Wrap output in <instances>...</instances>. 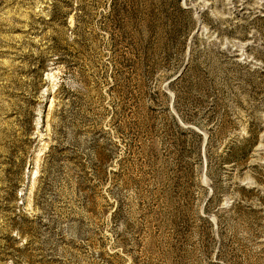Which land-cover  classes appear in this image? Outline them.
I'll return each mask as SVG.
<instances>
[{
  "label": "rangeland",
  "instance_id": "374dc122",
  "mask_svg": "<svg viewBox=\"0 0 264 264\" xmlns=\"http://www.w3.org/2000/svg\"><path fill=\"white\" fill-rule=\"evenodd\" d=\"M133 1L0 0V264H264V0Z\"/></svg>",
  "mask_w": 264,
  "mask_h": 264
},
{
  "label": "trees",
  "instance_id": "16d2710c",
  "mask_svg": "<svg viewBox=\"0 0 264 264\" xmlns=\"http://www.w3.org/2000/svg\"><path fill=\"white\" fill-rule=\"evenodd\" d=\"M165 3H169L172 4L175 2V4L177 5L178 10L184 11L181 6H180V0H162ZM133 0L131 1H127L126 0V7L121 8L119 7V5L117 3H115V0H112L111 3V17L112 19L118 20L119 16H122L123 18L127 19L129 22H133L134 18H135V12H133ZM131 5V6H130ZM132 8V9H131ZM163 9H167V7H164ZM189 33H186L184 36L183 41L178 42L176 40L177 33H174L172 38H171V43L170 46H168V50L169 53L174 52L175 50L179 51V55L176 57V59H172V57L170 56L171 54H169L167 56V62L170 65V69L169 71L166 73V78L167 80L172 79L171 77H177L174 80H171V82L168 85V88L172 91L173 93V106L174 108L178 109V106L180 104V102L184 101L186 99L181 97V91L180 90H187L188 91V87L186 85L188 79L191 77L192 75V71L194 69L193 63H194V59H193V55L190 57L188 63L186 64L185 68L182 70L183 66L185 65V59H184V51L186 49V45H187V41L189 39ZM178 39V38H177ZM193 54V52H192ZM182 70V72H181ZM144 79V77H143ZM171 124L173 126V129L175 130V134H176V143L178 145V148L180 150V156L181 158L184 160V162H187L190 164L189 161V155L190 152L193 150H195V152H197V154H201L203 147L206 150V154L208 152L209 149V145L211 142L210 137L207 138L206 143L204 145V135L201 133V131H197L196 129L192 128V127H188L186 125L188 124H195L196 126H200L199 124H197L195 121L193 120H189V119H184L182 117V120L178 119L175 116H171ZM192 137H194V141L195 144L191 145L192 142ZM192 138V139H191ZM52 149V148H51ZM51 151V150H50ZM191 152V153H192ZM196 154V155H197ZM51 156V153L49 152L47 154V157ZM46 157V158H47ZM188 167V166H187ZM207 201L205 203V212H207L206 207L208 205ZM207 223L210 224L208 219H204ZM14 241H17V239H15Z\"/></svg>",
  "mask_w": 264,
  "mask_h": 264
},
{
  "label": "water",
  "instance_id": "95a60500",
  "mask_svg": "<svg viewBox=\"0 0 264 264\" xmlns=\"http://www.w3.org/2000/svg\"><path fill=\"white\" fill-rule=\"evenodd\" d=\"M186 64H187V62H186ZM186 64H185V66H186ZM185 66H184V67H185ZM184 67H183V69H184ZM183 69H182V70H183ZM181 72H182V71H181Z\"/></svg>",
  "mask_w": 264,
  "mask_h": 264
}]
</instances>
